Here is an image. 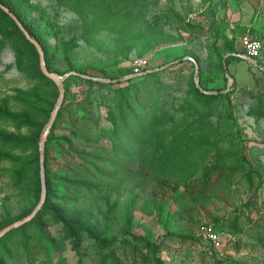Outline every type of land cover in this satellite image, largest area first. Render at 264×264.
Segmentation results:
<instances>
[{
    "label": "rangeland",
    "instance_id": "rangeland-1",
    "mask_svg": "<svg viewBox=\"0 0 264 264\" xmlns=\"http://www.w3.org/2000/svg\"><path fill=\"white\" fill-rule=\"evenodd\" d=\"M8 1L23 14L31 11L35 15L36 4L45 8L47 19L35 20L31 26L35 35H42L44 29L47 34L51 33L39 38L42 43L57 44L50 55V73L119 83L113 87L130 83L138 88L153 86L139 100L149 104L145 132L155 127L158 137L152 134L149 142L125 138L122 147L128 153L154 161L157 179L167 173L162 169L164 164L160 158L162 146L171 136L179 139L178 145L185 152L174 168L169 167L173 178L180 177L174 190L158 187L147 173L143 178L139 174L132 177L126 174L119 182L116 179L104 182L97 190L81 191L69 196L71 200H66L65 204L61 202L72 211L79 208L88 215L103 243L111 244L112 259L106 257V250H100L84 235L80 236L75 252L69 240L63 237L59 224L46 220L44 231L48 239L39 238L37 230L32 228L28 230L32 237L24 249L18 238L7 240L0 249V264H157L135 241L137 237L159 243L155 256L162 264H264V113L259 108L249 107L252 100L236 90L240 86L250 88L254 75L252 89L261 96L264 105V0H145L143 3L109 0L105 16L108 19L100 29L87 32L80 18L61 0ZM211 24L232 41L234 51L239 49L240 36H258L262 68L250 62L251 65L246 63L243 68L230 63L220 72L207 50L215 37L209 27ZM53 25L60 27V31L56 32ZM2 34L11 38L8 31L2 30L0 38ZM161 36L165 38L157 39L154 49L139 55L138 50H146L148 38ZM127 37L132 42L129 43ZM70 40L73 44L68 42ZM17 52L8 47L2 51L0 98L10 95L13 89L25 90L34 83L18 70ZM22 54L28 58L26 52ZM188 55L198 59L208 89L205 92L225 94L223 98L200 104L192 94L187 95L191 84L196 87L197 71L194 69L197 64ZM133 57L146 59L151 71H162L157 77L145 80L131 77L134 79L128 84L120 80L123 77L105 82L107 79L99 78L93 70L98 61L107 63L112 70L114 67L126 70ZM185 59L192 66L178 63ZM27 64L30 61H26ZM73 68L83 69L85 74L79 75ZM228 74L234 77V90ZM81 89V83L71 85L77 99ZM98 111L103 117L102 108ZM198 143L211 145L201 161L200 156L195 157L189 149L190 145ZM1 167L6 164H0ZM50 170L53 173L54 167ZM202 175L209 177L210 184L206 190L199 191L194 202L189 201L183 192L182 178L192 184V189H197L200 182L195 180ZM92 183L97 184L95 180ZM27 202L17 196L6 177H0V224L8 220L12 224L29 215L35 207L28 214ZM233 223L240 229L238 233L233 232ZM202 226H210L219 234L217 248H210L199 237Z\"/></svg>",
    "mask_w": 264,
    "mask_h": 264
},
{
    "label": "trees",
    "instance_id": "trees-1",
    "mask_svg": "<svg viewBox=\"0 0 264 264\" xmlns=\"http://www.w3.org/2000/svg\"><path fill=\"white\" fill-rule=\"evenodd\" d=\"M61 1L69 7V11L80 18L85 32L100 29L101 25L108 19L105 16L109 11L107 5L109 0H101L100 2L95 0ZM137 1L143 3L145 0ZM0 4L18 20L28 36L39 45L43 54L44 67L50 73L52 71V58L50 55L56 50L57 44L47 46V41L42 43L39 38L43 34H47L48 31L44 29L42 35H35L31 26L35 20L42 17L47 19L48 14L45 8L36 4L33 9L35 15H33L31 11L28 14H23L22 10L20 11L8 0H0ZM53 27L56 32L60 31V27L55 25ZM209 27L215 37L207 45V50L209 55L216 60L220 72L223 73V68L226 70L230 63H248L235 56L239 49L238 51L232 50V41L227 39L223 33H219L215 24H211ZM2 30L8 31L11 38L8 39L2 34L0 38V57L2 51L7 47L14 51L17 49L15 63L19 68L18 70L34 82L25 90L13 89L10 95L0 98V164H6V167L0 168V177L7 178L17 196L28 200L27 211L29 214V210H32L37 204L40 194L39 137L49 119L58 92L54 83L40 72L38 54L33 45L24 38L14 22L0 9V33ZM253 36L256 35L253 34ZM162 38L165 37L148 38L149 40L145 44L146 50L145 48L138 50L139 55L154 49L157 43L156 40ZM256 38L260 41L258 36ZM126 40L129 43L132 42L129 37ZM68 42L73 44V40ZM49 47L51 49H48ZM132 48L137 51L136 47L133 46ZM23 52L27 53V59H25V54H22ZM223 56L225 57L223 58ZM259 56L258 54L254 58V66L257 65L262 68ZM187 57L193 59L197 64L196 78L198 84V87L191 84L190 93L188 91L187 95L192 94L196 102L200 104L210 103L219 97L223 98L225 94L212 95L202 92L208 91V89L203 81L198 59L194 55H188ZM26 61H30V64L25 65ZM181 62L192 66L188 59L178 63ZM98 63V66H95L93 70L99 75V78L113 81L131 74L129 65L126 70L116 69L115 67L112 70L107 63H103V61H98ZM161 71H150L134 78L145 80L146 77H157ZM75 72L79 75L85 74L83 69H76ZM228 75L232 80V89L234 90V77L232 74ZM134 78L129 77L124 82L129 84ZM254 79L255 76L253 75L252 86L255 85ZM76 82L83 85V89L79 93V99L74 97V92L71 91V85ZM114 84L119 83L115 82ZM114 84L81 78L76 75H69L61 82L62 102L43 143V203L30 221L0 237V249H2L4 242L13 238H18L23 249L26 248L29 239L32 237L28 234V230L32 228L37 230L39 238L48 239L44 231V222L47 220L59 224L63 237L69 240L74 251L79 245L80 236L84 235L100 250H106V257L112 259L109 250L111 244L106 245V243H103L101 237L96 233V227L89 222L88 215L83 214L82 209L77 208L72 211L63 205L66 200H71L69 196H74L81 191L89 193L91 189L97 190L104 182L108 183L115 179L116 182H119L123 180L126 174L131 177L139 174L143 178L145 177L144 174L147 173L152 176L153 183L158 187L169 188L170 190L177 188L175 183L179 184L180 177L173 178L169 167L174 168L182 158L181 155H184L185 150L183 151V148L178 145L179 139L171 136L172 138L170 137L162 146L164 148L161 152L163 156L160 158V162L164 164L162 169L165 168L167 173L163 174L164 176L161 179H157L154 161L145 156L140 157L128 153L122 147L125 138L149 142L153 135L158 137L159 134L154 130L155 127H149L148 131L145 132L148 118L146 107L149 104L147 101L141 102L139 100L142 95H146L150 89H153L151 88L153 86L148 85L146 87V85H142L138 88L136 84L130 83L129 86L113 87ZM252 86L250 88L240 86L236 90L245 93L252 100L248 105L249 107L259 108L264 113L262 98L254 93ZM131 90L132 94L130 93ZM101 108L104 111L103 117L98 111ZM185 144L184 146L187 147ZM209 146L211 145L208 143H198L195 146L190 145L189 149L195 157L200 156L201 161L204 154L211 150ZM110 157L113 158V161L109 160ZM53 167L54 172L51 173L50 168ZM94 180L97 184L92 183ZM185 180L182 178L183 192L190 199L189 201L193 202L199 191L206 190L210 184L209 177L206 175L196 178L195 181L200 182V188L197 189H192V184H188ZM171 183H173V186L170 185ZM59 192L62 194L59 195ZM11 222L8 220L1 223L0 229ZM232 229L234 233L240 231L235 223H233ZM165 237L169 238V236H162V238ZM134 239L139 242L145 252L154 258L157 264H162L159 258L155 256L159 243L149 242L144 237ZM49 241L51 240L49 239ZM101 262L104 261L101 260Z\"/></svg>",
    "mask_w": 264,
    "mask_h": 264
},
{
    "label": "water",
    "instance_id": "water-1",
    "mask_svg": "<svg viewBox=\"0 0 264 264\" xmlns=\"http://www.w3.org/2000/svg\"><path fill=\"white\" fill-rule=\"evenodd\" d=\"M0 9L8 15V17L14 22V24L16 25V27L18 28V30L22 33V35L24 36V38L33 45V47L35 48L37 54H38V59H39V69L40 72L42 73V75L46 78H48L49 80H51L54 85L56 86L57 92H58V96L57 99L55 101L54 107L50 113L49 119L47 124L45 125V127L42 130V133L39 137V142H38V157H39V179H40V197H39V201L37 203V205L35 206V208L31 211V213L25 217H23L21 220L14 222L12 224L7 225L6 227L0 229V237H2L5 233L9 232L10 230L19 227L22 224L27 223L28 221H30L32 219V217L36 214V212L40 209L43 200H44V180H43V143L45 140V137L51 127V124L55 118V114L59 108V106L61 105L62 102V96H63V90H62V85L61 82L62 80L66 77V75L59 77L56 76L52 73L47 72V70L44 67V63H43V54L42 51L39 47V45L32 40L27 32L23 29V27L21 26V24L18 22V20L11 14L8 12V10L3 7L0 4ZM194 69L196 71L197 67L194 66ZM127 79V77H123L120 80H125ZM105 82H115V81H108V80H104ZM194 83L197 87V83H196V78H194ZM205 94H212V93H207L202 91Z\"/></svg>",
    "mask_w": 264,
    "mask_h": 264
},
{
    "label": "built area",
    "instance_id": "built-area-1",
    "mask_svg": "<svg viewBox=\"0 0 264 264\" xmlns=\"http://www.w3.org/2000/svg\"><path fill=\"white\" fill-rule=\"evenodd\" d=\"M239 51L235 54L236 57L242 60H246L252 64L254 58L259 54L260 41L253 35H242L238 38ZM131 74L127 77L141 76L151 70L148 69V62L140 57H134L130 61ZM199 237L206 241L210 247L217 248L220 244V236L210 226H202L198 232Z\"/></svg>",
    "mask_w": 264,
    "mask_h": 264
},
{
    "label": "crops",
    "instance_id": "crops-1",
    "mask_svg": "<svg viewBox=\"0 0 264 264\" xmlns=\"http://www.w3.org/2000/svg\"><path fill=\"white\" fill-rule=\"evenodd\" d=\"M237 42H238V41H237ZM245 61H246V60H245ZM247 62H248V61H247ZM235 66L238 67V68H239V67H242V68H243L244 63H243V62H239V63H236Z\"/></svg>",
    "mask_w": 264,
    "mask_h": 264
}]
</instances>
